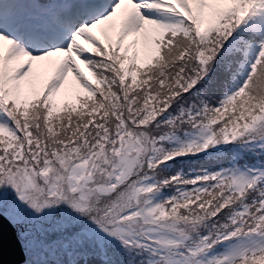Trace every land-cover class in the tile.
Returning <instances> with one entry per match:
<instances>
[{"label":"snow or ice","instance_id":"1","mask_svg":"<svg viewBox=\"0 0 264 264\" xmlns=\"http://www.w3.org/2000/svg\"><path fill=\"white\" fill-rule=\"evenodd\" d=\"M264 264V0H0V256Z\"/></svg>","mask_w":264,"mask_h":264},{"label":"water","instance_id":"2","mask_svg":"<svg viewBox=\"0 0 264 264\" xmlns=\"http://www.w3.org/2000/svg\"><path fill=\"white\" fill-rule=\"evenodd\" d=\"M20 260L19 247L15 244L11 230L5 225V244L2 256H0V264H19Z\"/></svg>","mask_w":264,"mask_h":264}]
</instances>
